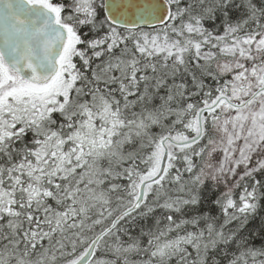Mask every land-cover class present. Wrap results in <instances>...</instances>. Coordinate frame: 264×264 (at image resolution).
Here are the masks:
<instances>
[{
    "label": "snow or ice",
    "instance_id": "1",
    "mask_svg": "<svg viewBox=\"0 0 264 264\" xmlns=\"http://www.w3.org/2000/svg\"><path fill=\"white\" fill-rule=\"evenodd\" d=\"M0 264H264V0H0Z\"/></svg>",
    "mask_w": 264,
    "mask_h": 264
}]
</instances>
